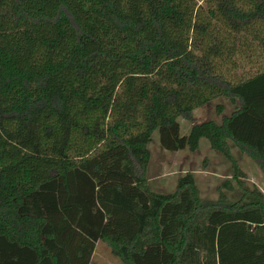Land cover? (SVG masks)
<instances>
[{
    "label": "trees",
    "instance_id": "16d2710c",
    "mask_svg": "<svg viewBox=\"0 0 264 264\" xmlns=\"http://www.w3.org/2000/svg\"><path fill=\"white\" fill-rule=\"evenodd\" d=\"M155 131L264 167V0H0V264H264V194L150 192Z\"/></svg>",
    "mask_w": 264,
    "mask_h": 264
},
{
    "label": "rangeland",
    "instance_id": "374dc122",
    "mask_svg": "<svg viewBox=\"0 0 264 264\" xmlns=\"http://www.w3.org/2000/svg\"><path fill=\"white\" fill-rule=\"evenodd\" d=\"M234 109L228 98H219L209 105L196 109L193 119H179L181 135H186L193 123L204 121L220 122L229 117ZM150 154L147 169L141 176L147 189L153 193L171 194L176 190L180 177L190 174L200 200L216 203L221 194L235 202L242 195V189L257 188L264 194V167L252 157L244 146L228 142L231 160L212 150L205 139H201L196 151L167 152L160 148L158 132L152 135L148 145ZM236 171L238 173H236ZM238 182H241V186ZM92 264H122L112 253L111 246L103 241L96 243Z\"/></svg>",
    "mask_w": 264,
    "mask_h": 264
}]
</instances>
